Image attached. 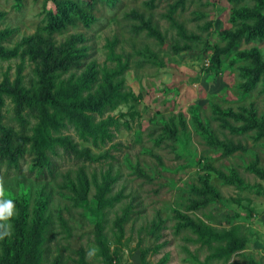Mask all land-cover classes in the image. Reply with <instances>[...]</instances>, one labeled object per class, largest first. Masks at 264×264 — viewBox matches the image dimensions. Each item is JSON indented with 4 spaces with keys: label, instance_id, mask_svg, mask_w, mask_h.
I'll return each instance as SVG.
<instances>
[{
    "label": "rangeland",
    "instance_id": "1",
    "mask_svg": "<svg viewBox=\"0 0 264 264\" xmlns=\"http://www.w3.org/2000/svg\"><path fill=\"white\" fill-rule=\"evenodd\" d=\"M56 1L79 3L94 21L87 27L74 15V21L62 29L51 28L48 14ZM153 1L0 0V32H8L3 45L18 55L0 59V82L6 76L11 81L20 77L28 86L36 81V62L23 42L32 45L43 38L59 47L77 35L84 41L79 47L90 56L77 72L87 70L91 62L115 66L108 59L109 43L115 41L116 53L129 62L121 77L124 91L134 97L111 113L119 117L120 125L105 145L83 142L73 128L63 130L81 148H90L95 156L109 151V158L95 161L60 152L52 156L49 171L35 167L28 150L19 169L1 167L0 200L12 199L14 207L9 220H0V233H8L0 238V254L17 246L22 248L20 254L12 250L11 255L21 259L35 255V236L29 231L22 241L16 227L21 217L27 229L33 227L41 209L49 221L38 249L43 254L41 264H105L94 225L102 216L79 201L84 195L70 179L77 181L83 171L91 182L89 196L83 192L91 199L97 193L93 176L101 182L111 167L118 177L111 195L123 197L105 214L103 240L116 264H264V177L260 176L264 77L254 85L248 74L256 69V59L264 65V38L250 37L245 31L230 56L223 58L219 72L208 70L233 36L245 24H253L250 15L257 2ZM141 16L162 33L163 42L146 29L137 32ZM241 54L247 56L240 58ZM247 84L254 88L247 90ZM28 119L31 125L36 123L33 117ZM1 125L21 130L10 99L3 107ZM233 148L237 149L230 153ZM234 177L242 182L235 183ZM204 179L219 198L194 209L193 201L200 195L196 189L203 187ZM130 206V219L119 232L115 220ZM179 213L221 233L232 231V242L244 243V248L229 258L222 256L220 247L226 241H213L211 246L198 242Z\"/></svg>",
    "mask_w": 264,
    "mask_h": 264
},
{
    "label": "trees",
    "instance_id": "2",
    "mask_svg": "<svg viewBox=\"0 0 264 264\" xmlns=\"http://www.w3.org/2000/svg\"><path fill=\"white\" fill-rule=\"evenodd\" d=\"M153 2L151 6L154 4ZM256 2L250 15L253 24H245V29L233 36L228 49L213 57L216 65L209 67V71L219 72L223 58L229 57L231 49L239 44L236 40L240 38L238 37L240 34L247 31L250 37L261 40L264 38V0H256ZM48 15L49 25L53 29H62L66 22L72 23L74 15H77L78 20H81L87 27L94 21L93 16L82 5L73 1H56L55 8ZM141 17V25L137 28V32L146 29L151 36L163 42L162 33L152 25L150 20ZM7 35L8 32H0L1 60H9L18 56L17 50H7L4 47L3 41ZM80 42L84 41L81 36L77 35L72 36L68 43L65 42L59 47H56L53 42L49 44L43 38L35 39L32 45L26 41L23 42L30 48L29 56L36 62L37 79L34 82L30 81L29 86L20 80V77L11 81L6 76L5 80L0 82V130L3 132L0 136V169L3 165H6L7 169H19L20 160L28 150L35 157L36 165L34 166L49 171L54 165L52 156L60 152L68 156L76 155L95 161L109 158V151L95 156L90 148H81L82 145L75 142L70 136L64 135L63 130L73 128L83 142H90L95 146L105 145L113 139L114 132L119 128L120 123L119 117L111 115V113L121 105L128 103L132 98L134 99L132 93L124 91L121 80L129 62L124 61L122 56L116 53L114 47L117 42L113 41L109 43L111 51L108 59L116 62L115 66L101 67L91 62L87 70L77 72L81 67L82 60L90 58L85 52L86 49L79 47ZM174 48L176 47L174 46ZM246 56L247 54H241L240 58ZM22 58L25 56L22 55ZM255 65L256 69L248 71L254 85L264 77V65L261 66L258 59L255 60ZM246 86L247 90L254 88V86L250 88V84ZM6 99H10L15 106L16 120L20 123V131L14 128L5 129L1 125ZM28 117H33L36 123L31 125ZM169 131L176 137L175 131H173L174 133L171 129ZM236 149L233 148L229 152L232 153ZM112 173L110 167L108 172L102 174L101 182L98 176H93L97 193L91 199L88 198L91 182L83 171L79 172L77 181L70 179L75 190L84 195L79 201L85 204L88 209L92 208L102 216L100 220L95 221L94 225L96 241L103 249L101 255L104 257L105 264H116L117 261L110 256L109 249L103 240L104 217L107 210L114 208L116 202H120L123 197L122 193H118L116 196L111 195L112 186L118 180V177ZM260 176L264 177V172L260 173ZM241 182L239 178L235 179V183ZM203 187V189H196L200 195L198 200L193 201L194 209L205 207L212 200L219 198V194L205 179ZM84 190L88 196L83 192ZM200 197L204 199H200ZM131 208L132 206L125 209L122 216L116 218L115 224L119 232H123L124 225L129 221ZM178 217L186 221V224L198 236L197 241L204 245L211 246L213 241L225 240L226 245L220 247L222 256L229 258L244 248V243L232 242V231L221 233L200 219L194 220L181 213L178 214ZM48 224L49 221L44 217L41 209L36 212L34 226L30 229H27L26 223L21 217L20 223L16 227L17 236L25 241L31 231L32 236L36 238L37 252L31 259H21L11 255L12 250H18V247L15 246L13 249L4 250V254H0V264H41L43 254L38 249L40 244L45 241ZM21 250L22 248H19L17 254H20ZM81 256L84 258L82 252Z\"/></svg>",
    "mask_w": 264,
    "mask_h": 264
},
{
    "label": "clouds",
    "instance_id": "3",
    "mask_svg": "<svg viewBox=\"0 0 264 264\" xmlns=\"http://www.w3.org/2000/svg\"><path fill=\"white\" fill-rule=\"evenodd\" d=\"M4 195V190L0 187V196ZM14 203L12 199L0 200V220H9L13 216ZM8 235L7 232L0 233V238Z\"/></svg>",
    "mask_w": 264,
    "mask_h": 264
}]
</instances>
